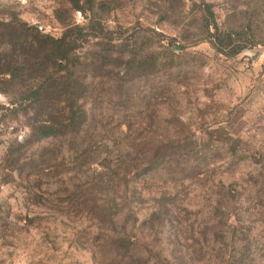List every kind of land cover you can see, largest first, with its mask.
Instances as JSON below:
<instances>
[{"label":"rangeland","instance_id":"obj_1","mask_svg":"<svg viewBox=\"0 0 264 264\" xmlns=\"http://www.w3.org/2000/svg\"><path fill=\"white\" fill-rule=\"evenodd\" d=\"M26 27L81 138H30ZM0 264H264V0H0Z\"/></svg>","mask_w":264,"mask_h":264},{"label":"trees","instance_id":"obj_2","mask_svg":"<svg viewBox=\"0 0 264 264\" xmlns=\"http://www.w3.org/2000/svg\"><path fill=\"white\" fill-rule=\"evenodd\" d=\"M11 25L17 26V23L13 22ZM24 31L28 32L26 39V58L27 60L33 61L32 73L39 74L37 70L41 69V73L29 78L27 85H25L23 95L24 108L26 111L42 108L41 110H44L45 113L48 110L45 108V103H48L50 100L49 110L54 114L52 119L41 120L39 125L35 123L29 125L30 138L36 141L57 138L65 139L67 137H72V139L75 137L81 138L83 131L86 130L85 133H87L89 128L88 111L85 107L87 104V95L80 92L85 78L81 77L79 74L77 75L74 71L70 73L71 76L73 74L76 75L75 78H72L73 80H71L70 77H65V80H63L64 77L61 75L59 76V74L63 72L61 70L63 67L62 64L67 63V66H73L74 70L84 65L86 57H81L82 55H79L80 53L77 55L74 51L76 50L77 39L68 40L66 33H64L59 39L52 40L54 45L53 50H51L52 52L49 54L45 53L41 56V59H39L37 46L39 47L46 44L47 37L43 34L35 33L33 29L29 27H26ZM93 38L98 39L97 36ZM45 59H49V62L45 61L44 63L43 61ZM40 62L45 66L38 68L39 66L37 67V65ZM52 64L56 65L54 77L48 74L46 67ZM127 82H129V79L124 76L121 77L118 82L117 92L121 94ZM64 85L67 88L69 87L67 92L61 89ZM72 85H74L73 89H71ZM125 92H129L128 89L123 91V93ZM153 144L155 143L147 145L140 153L143 155L147 153L152 155L156 147ZM161 162L162 159H158L157 155H153L149 167L150 170L157 168Z\"/></svg>","mask_w":264,"mask_h":264},{"label":"water","instance_id":"obj_3","mask_svg":"<svg viewBox=\"0 0 264 264\" xmlns=\"http://www.w3.org/2000/svg\"><path fill=\"white\" fill-rule=\"evenodd\" d=\"M38 29L42 32L44 29L42 27H40L39 25H37Z\"/></svg>","mask_w":264,"mask_h":264}]
</instances>
